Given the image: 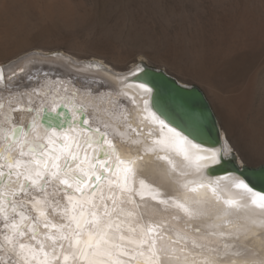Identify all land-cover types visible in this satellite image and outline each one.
<instances>
[{
    "label": "snow or ice",
    "instance_id": "obj_1",
    "mask_svg": "<svg viewBox=\"0 0 264 264\" xmlns=\"http://www.w3.org/2000/svg\"><path fill=\"white\" fill-rule=\"evenodd\" d=\"M143 64L51 49L0 64V264H264V170L150 103Z\"/></svg>",
    "mask_w": 264,
    "mask_h": 264
},
{
    "label": "rangeland",
    "instance_id": "obj_2",
    "mask_svg": "<svg viewBox=\"0 0 264 264\" xmlns=\"http://www.w3.org/2000/svg\"><path fill=\"white\" fill-rule=\"evenodd\" d=\"M28 49L121 69L143 57L202 88L238 158L264 164V0H0V64Z\"/></svg>",
    "mask_w": 264,
    "mask_h": 264
},
{
    "label": "water",
    "instance_id": "obj_3",
    "mask_svg": "<svg viewBox=\"0 0 264 264\" xmlns=\"http://www.w3.org/2000/svg\"><path fill=\"white\" fill-rule=\"evenodd\" d=\"M142 66L150 68L159 83V89L153 88V95L150 98V103H155L158 99L161 104L166 105L175 113L177 119H188L193 122L204 123L206 124V131L209 135L221 142L224 141L218 117L202 88L195 84H184L178 78L168 73L165 69L152 66L145 61ZM149 86L151 87V85ZM2 96L3 93L0 94V97ZM105 100L106 98H97L96 103L101 104ZM50 118L53 124H59L63 120L69 119L70 115L61 116L56 113H52ZM45 122H47V120ZM235 163L240 164L238 156ZM243 165L245 166L248 174H254L256 176H259L261 171L264 170V164L259 166H250L244 163ZM213 175L223 176L225 175V172L217 171L213 173ZM256 190H260L259 183H257Z\"/></svg>",
    "mask_w": 264,
    "mask_h": 264
},
{
    "label": "bare ground",
    "instance_id": "obj_4",
    "mask_svg": "<svg viewBox=\"0 0 264 264\" xmlns=\"http://www.w3.org/2000/svg\"><path fill=\"white\" fill-rule=\"evenodd\" d=\"M183 55V54H182ZM121 63V62H120ZM138 62H135V63H132L130 66H128L127 68H125V69H121V68H117V67H114L115 68V71H117V72H119V73H126L128 70H130V69H134V66L137 64ZM202 64V63H201ZM126 66V65H125ZM201 70V69H200ZM199 73H201V71L199 72ZM201 74H203L205 77H207L208 75L207 74H209L208 72H205L204 70H203V72L201 73ZM200 74V75H201ZM199 75V76H200ZM203 76V77H204ZM216 76V75H215ZM201 77V76H200ZM209 77V76H208ZM211 78H212V76H211ZM205 79H208V78H205ZM209 80H210V78H209ZM208 81V80H207ZM211 81H212V79H211ZM209 82V81H208ZM210 84H211V82H209ZM209 84V85H210ZM216 87V86H215ZM211 89V88H210ZM1 94V93H0ZM97 98H103V99H105L106 97H95V101H96V99ZM220 98H221V101H222V103L227 107V110H228V113H229V115H230V117L232 118L233 117V114H234V112H233V108H232V103H230L231 101H230V98H228V97H226L225 95H220ZM230 101V102H229ZM232 105V106H231ZM129 107H130V105H129ZM25 116H27V114L25 113L24 114ZM95 126V125H94ZM221 130H222V137H223V140H227L232 146H233V144H232V142L229 140V138H228V136H227V134H226V132L222 129V127H221ZM238 156V155H237ZM238 160H239V162H240V164H244L243 163V161H242V159L241 158H238Z\"/></svg>",
    "mask_w": 264,
    "mask_h": 264
}]
</instances>
